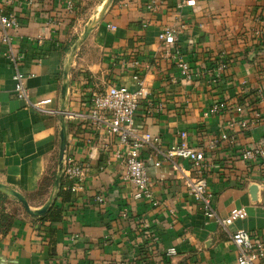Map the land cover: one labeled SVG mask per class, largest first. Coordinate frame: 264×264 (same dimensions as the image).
<instances>
[{
  "label": "crops",
  "instance_id": "1",
  "mask_svg": "<svg viewBox=\"0 0 264 264\" xmlns=\"http://www.w3.org/2000/svg\"><path fill=\"white\" fill-rule=\"evenodd\" d=\"M179 1L154 0L150 11L147 0H112L82 39L106 0H73L72 11L66 0L32 5L0 0V14H14L19 21L10 30L9 44L1 42L0 24V182L27 198L42 197L33 208L55 194L44 216L20 214L0 229V264H236L233 231L248 229L264 242V187L251 193L250 172L231 156L230 145L218 146L206 158L212 163L206 174L216 213L224 218L232 208L247 209L246 218L226 227L206 217L171 164L154 163L155 150L182 141L181 132L187 133L190 146L204 147L208 134L235 116L233 106L249 99L246 91L259 86L264 0H196L182 12ZM180 22L185 28L178 47L202 71L200 77L184 78L173 45L158 37L163 26ZM219 65L218 81L212 83L207 69ZM16 70L24 75L29 99L48 98L47 106L55 112L42 111L15 94ZM134 73L154 76L151 95L140 103L135 122L157 138L142 154L156 205L135 198L134 186L123 178V164L114 157L115 136L99 133L89 118L92 93L110 84L133 87ZM63 101L64 156L88 164L90 172L76 183L62 176L63 193L58 195L53 187ZM216 103L224 104L223 111H211ZM261 133L259 126L239 132L238 142ZM236 174L247 177L239 183ZM169 248L175 253L168 254Z\"/></svg>",
  "mask_w": 264,
  "mask_h": 264
},
{
  "label": "built area",
  "instance_id": "2",
  "mask_svg": "<svg viewBox=\"0 0 264 264\" xmlns=\"http://www.w3.org/2000/svg\"><path fill=\"white\" fill-rule=\"evenodd\" d=\"M37 0H24L27 5H32ZM196 0H181L177 3L180 12L186 7L194 6ZM73 0H66V9L72 11L74 8ZM146 8L150 11L155 9L154 0H147ZM0 24L2 26L1 42L9 44L11 40L10 30L19 26V21L14 14H0ZM113 28V25H108ZM185 25L183 23L165 25L158 32V37L162 42L173 45V55L176 65L184 78L191 79L200 77L202 71L193 66L184 58L178 47L181 34ZM221 56V55H220ZM136 63V62H134ZM220 65H224L223 63ZM209 67L207 72L212 73L211 82H217L215 74L222 68ZM261 83L252 92H247L249 99L242 104H235L233 111L235 116L230 118L226 124L223 122L219 131L210 132L204 147H193L187 144L186 132H181L182 141L172 144L169 148L161 151L155 150V164L167 162L176 171V176L181 178L187 188V192L201 206L203 213L208 219L215 220L221 226H228L239 219L247 216V209L243 206L232 208L229 214L221 218L215 211L212 201L215 193L208 186V175L206 169L212 166L210 160H206L207 154L214 156L213 150L218 146L227 143L234 151L231 156H236L246 165L249 170L250 180L258 188L264 187V69L261 71ZM133 87L127 85L110 84L101 90L92 93L90 98L89 118L92 126L103 135L115 136L116 144L113 148L114 157L124 166L123 178L128 180L135 188V198L147 200L150 204L156 205L158 200L154 197L152 187L153 180L150 178L145 160L142 157L143 150L147 146H154L156 137L150 133L142 131L135 122L136 113L140 103L151 95L150 83H153L154 76L147 77L139 73L132 75ZM15 94L27 101L28 104L46 111L55 112L47 106L50 101L48 98L32 102L28 97L27 88L24 83V75L16 70L13 75ZM223 103H216L211 111H223ZM220 111V112H221ZM262 127L259 137L246 143L238 142L237 134L247 132L257 127ZM107 143L102 147L108 149ZM189 163L188 167L182 165L179 160ZM90 172L88 164H79L63 154L62 176L72 182H78ZM239 183L244 181L245 176L236 174ZM72 188V186H71ZM98 200L103 202V196H98ZM231 240L236 246V264H264V242L253 237L252 233L245 228H238L231 233ZM175 253L174 248L168 249V254ZM124 264H139L135 260Z\"/></svg>",
  "mask_w": 264,
  "mask_h": 264
},
{
  "label": "water",
  "instance_id": "3",
  "mask_svg": "<svg viewBox=\"0 0 264 264\" xmlns=\"http://www.w3.org/2000/svg\"><path fill=\"white\" fill-rule=\"evenodd\" d=\"M111 1L112 0H106V2L104 3V5L102 7V10L99 12L98 16H95V18L88 25L85 26L84 31H83V35H82V39H84L88 35V33L92 29V27L101 18V16H102L103 12L105 11L107 5ZM82 39H81V41H82ZM65 74H66V72H65ZM66 89H67V82H64V84L62 86V98L63 99H65ZM59 116H60V122H61V130H60V145H59V155H58V172L55 176L53 188H58L59 183H60L61 178H62L63 154H64V150H65V145H66V123L64 121V116H65L64 101L61 104ZM250 190H251V193L254 194V192L257 190V186L252 185L250 187ZM0 191L16 197L23 204L26 211L30 215H34V216H40V215L45 214L46 211L48 210V208L52 205L54 198H55V194L52 193L42 206H40L39 208H31L30 205L28 204L26 197L22 193L13 189L12 187H9V186L0 182Z\"/></svg>",
  "mask_w": 264,
  "mask_h": 264
},
{
  "label": "rangeland",
  "instance_id": "4",
  "mask_svg": "<svg viewBox=\"0 0 264 264\" xmlns=\"http://www.w3.org/2000/svg\"><path fill=\"white\" fill-rule=\"evenodd\" d=\"M42 198V197H41ZM41 198L38 196H31L27 198L28 204L33 208ZM36 200H38L36 202ZM28 213L23 204L14 196L0 191V229H2L9 221H13L16 216Z\"/></svg>",
  "mask_w": 264,
  "mask_h": 264
},
{
  "label": "trees",
  "instance_id": "5",
  "mask_svg": "<svg viewBox=\"0 0 264 264\" xmlns=\"http://www.w3.org/2000/svg\"><path fill=\"white\" fill-rule=\"evenodd\" d=\"M53 182V178H52V180H51V183ZM58 195H60V194H62L63 192H62V182L60 181V183H59V186H58ZM50 209V207L48 208V210ZM48 210H47V212H48ZM46 214V213H45ZM45 214H43V215H40V216H44ZM11 224V221H9L8 223H7V225H5L2 229H5V228H7L9 225ZM138 263V262H137Z\"/></svg>",
  "mask_w": 264,
  "mask_h": 264
}]
</instances>
